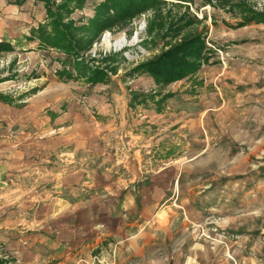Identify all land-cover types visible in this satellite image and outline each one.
<instances>
[{"label":"rangeland","instance_id":"obj_1","mask_svg":"<svg viewBox=\"0 0 264 264\" xmlns=\"http://www.w3.org/2000/svg\"><path fill=\"white\" fill-rule=\"evenodd\" d=\"M104 1L83 0L63 22L87 26ZM67 4L79 6L0 0L1 20H12L15 35L0 40L1 156L44 150L41 170L63 167L70 157L71 166L126 183L164 175L159 170L167 167L165 173L182 174L180 193L148 223L145 256L129 264H264V20H254L264 17V0H153L73 55L28 39L32 27L48 22V8ZM81 30L76 41L92 35ZM200 34L208 51L194 72L169 83L133 72ZM77 64L107 80L89 82ZM134 93L144 102L134 103ZM78 132L97 138L95 147L107 153L63 155L81 148L71 136ZM19 174L22 189L41 180ZM108 246L104 240L102 251L86 250L83 264H109ZM0 253L11 261L6 248Z\"/></svg>","mask_w":264,"mask_h":264},{"label":"crops","instance_id":"obj_2","mask_svg":"<svg viewBox=\"0 0 264 264\" xmlns=\"http://www.w3.org/2000/svg\"><path fill=\"white\" fill-rule=\"evenodd\" d=\"M7 21L0 17V40L15 36L12 20ZM71 136L81 148L63 155L108 151V147H95V137H84L80 132ZM101 137L105 139L106 134ZM1 155L0 246L11 258H5V264H83V253L89 250L92 255L104 240L109 245V264L140 261L147 248L145 228L150 222L157 223L159 209L170 206L169 200L180 193L182 174L165 173L167 167L159 170L164 175L144 179L135 176L126 183L103 171L101 175L83 166H71L70 157L63 167L41 170L44 150L19 154L16 160L13 154ZM19 172H30L33 180H41L22 189L16 182ZM132 257L135 259L131 262Z\"/></svg>","mask_w":264,"mask_h":264},{"label":"trees","instance_id":"obj_3","mask_svg":"<svg viewBox=\"0 0 264 264\" xmlns=\"http://www.w3.org/2000/svg\"><path fill=\"white\" fill-rule=\"evenodd\" d=\"M21 1L24 2L25 0ZM82 1L83 0H75L79 6H71V8L68 7L69 4L62 5L63 7L59 6L55 12L51 7L48 8V22L39 23L37 27H32L30 29L31 35L28 36V39L38 40L39 46L41 47L59 48L68 55L77 54L80 48L83 50L90 48L94 38H97V34L104 29L126 16L134 15L137 8L136 6L139 5L138 10L142 9L153 0H105L97 6L96 15L88 19L87 26L82 25L78 27L72 19L70 23L63 22L64 19L70 18L69 14L72 10L82 7ZM254 20L256 23L262 22L264 17L262 18V15L257 13V17H255ZM80 29H82L81 31L91 30L92 35L81 36V38H78V41H76L77 36L75 33L79 32ZM84 38L86 40H84ZM4 45V42H0L1 47ZM8 45L10 46L11 44ZM207 51L208 45L205 41V37L201 34L192 35L188 38H184V40L172 46L167 51L160 53L146 62L138 64L137 67L133 69V72H146L154 76L160 83H169L184 77L185 74L194 72L196 66L201 62V58L205 57ZM86 67V65H76L77 73L78 75H82V78L87 79L93 84L107 80V73L104 74V72L99 69L89 70L88 73L83 72ZM61 73L65 74L68 78H72V74L66 70ZM140 95L142 94L134 93L132 101L134 103L144 102L143 99H140ZM144 97L152 99L153 102H159L161 100L156 99L155 96L144 95ZM0 264H5V258L1 256Z\"/></svg>","mask_w":264,"mask_h":264},{"label":"bare ground","instance_id":"obj_4","mask_svg":"<svg viewBox=\"0 0 264 264\" xmlns=\"http://www.w3.org/2000/svg\"><path fill=\"white\" fill-rule=\"evenodd\" d=\"M124 42V41H123Z\"/></svg>","mask_w":264,"mask_h":264}]
</instances>
